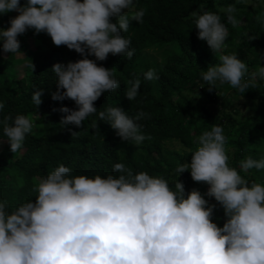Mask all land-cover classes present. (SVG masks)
Returning a JSON list of instances; mask_svg holds the SVG:
<instances>
[{
  "label": "clouds",
  "instance_id": "clouds-1",
  "mask_svg": "<svg viewBox=\"0 0 264 264\" xmlns=\"http://www.w3.org/2000/svg\"><path fill=\"white\" fill-rule=\"evenodd\" d=\"M237 2L252 4V0ZM222 11L228 24L239 23L235 5ZM144 14L145 9H136L134 0H24L23 4L0 0V15L8 19L6 26H0V49L19 52L17 37L32 29L46 33L56 46L75 50L81 59L51 67L56 77L51 98L71 99L76 105L75 109H58L64 113L62 127L79 128L92 114L101 120L99 131L140 145L151 139L139 123L147 118L138 97L145 90L140 89L141 78L145 82L161 80L166 65L151 60L137 71L141 78L137 73L138 77L122 85L112 61L106 68L96 61L105 60L110 53L131 59L135 51L130 49L132 34L161 41L162 49L146 48L144 54L147 50L155 56L157 51L171 59L172 55L178 57L177 51L194 47L188 46L185 37L176 41L178 28L162 24L164 20L154 16L145 20ZM192 16L198 38L214 54L220 52L228 36L220 15L194 11ZM257 20L264 24V12ZM201 77L209 91L227 83L244 93L250 83L264 81V66L248 73L235 53L221 54L219 63L209 65ZM42 92L36 89L32 93L36 106L42 102ZM102 93L109 99L118 96L124 106L106 105L95 115L93 102ZM131 104L132 109L128 108ZM0 128L15 153L32 131L33 121L23 114H5ZM69 131L72 136L79 133ZM225 143L222 125L211 124L210 130L196 138L190 162L176 168L179 175L189 171L193 181L206 183L203 194L195 188L186 193L178 179L170 184L162 176L133 173L122 162L112 165L116 175L105 176L73 175L70 167L58 165L33 185L34 202L26 199L10 207L0 199V264H264V181L241 174L264 170V154L245 156L238 168L233 167ZM205 197L214 198L222 208V226L213 220L216 204Z\"/></svg>",
  "mask_w": 264,
  "mask_h": 264
},
{
  "label": "trees",
  "instance_id": "trees-1",
  "mask_svg": "<svg viewBox=\"0 0 264 264\" xmlns=\"http://www.w3.org/2000/svg\"><path fill=\"white\" fill-rule=\"evenodd\" d=\"M134 3L136 9H145V20L151 16L158 21L164 20L162 24L181 30L175 34L176 41L180 36L185 37L188 46H194L193 50L183 48L176 52L178 57L172 55L168 59L157 51L155 56L146 53L147 50L144 54L146 48L162 49L159 39H140L132 34L130 49L135 51L131 59L110 53L105 60L96 61L98 66L105 68L108 61H112L122 85L138 77L137 71L151 60L166 65L161 80L145 82L140 75V89L145 90L143 96L138 97L147 118L139 123L145 135L151 137L140 145L99 131L101 120L92 114L79 128L75 125L62 127L60 118L64 113L58 109L61 106L75 109L76 105L71 99L51 98L56 91V77L51 67L55 63L81 59L75 50L65 45L56 46L46 33H34L32 29L17 37L19 52L5 53L0 49V102L4 103L0 118L5 114L12 117L23 114L33 121L32 131L26 134L22 148L15 153L10 151L0 128V199L6 200L10 207L26 199L34 202L33 185L60 164L70 167L73 175L105 176L116 175L112 165L122 162L133 173L145 171L162 176L170 184L178 179L186 193L195 188L203 194L208 187L206 183L193 181L189 171L179 175L176 168L182 162H190L191 152L197 147L196 138L210 130L213 123L223 127L230 166L238 168V162L245 156L259 158L264 154V81L257 79L250 83L244 93L227 83L217 84L209 91V85L201 77V72L209 65L219 63L221 54L235 53L245 62L248 73L260 64L264 66V24L257 20L264 12L261 0H252V4L237 0H134ZM228 5L236 7L234 15L239 23L235 26L227 23L222 11ZM194 11L198 14L215 12L225 22L228 36L220 52L214 54L206 41L198 38L193 23ZM7 21L0 15V26H6ZM88 58L95 60L94 56ZM36 89H43L42 102L38 106L31 99ZM93 103L97 116L106 105L124 106L118 96L109 99L103 93ZM133 107V104L128 105L130 109ZM54 108L57 110L53 111ZM93 122L97 127L93 128ZM69 129L79 133L72 136ZM241 174L249 180L264 181V170L252 169ZM205 198L216 204L213 220L222 226L225 221L222 208L214 198Z\"/></svg>",
  "mask_w": 264,
  "mask_h": 264
}]
</instances>
